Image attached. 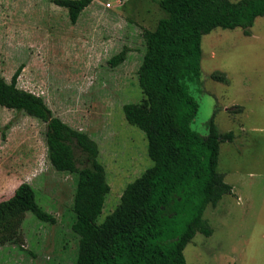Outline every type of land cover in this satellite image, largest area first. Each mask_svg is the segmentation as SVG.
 I'll return each instance as SVG.
<instances>
[{
    "label": "rangeland",
    "instance_id": "obj_1",
    "mask_svg": "<svg viewBox=\"0 0 264 264\" xmlns=\"http://www.w3.org/2000/svg\"><path fill=\"white\" fill-rule=\"evenodd\" d=\"M165 16L159 0H92L72 23L53 0H0V74L9 81L21 67L18 87L43 97L55 116L97 142L110 185L98 222L152 164L144 132L126 121L122 106L142 97V30ZM250 30L247 36L217 27L203 35L200 83H189L198 102L192 129L205 135L215 112L219 131L233 138L220 143L217 165L232 193L204 210L213 232L194 235L183 251L187 264H264V15ZM123 46L126 59L111 67L108 60ZM214 71L229 82L212 79ZM44 129L42 121L0 106V179H8L0 193L5 198L27 182L56 219L49 224L25 213L23 241L0 247V264H71L76 257L75 182L51 166Z\"/></svg>",
    "mask_w": 264,
    "mask_h": 264
},
{
    "label": "trees",
    "instance_id": "obj_2",
    "mask_svg": "<svg viewBox=\"0 0 264 264\" xmlns=\"http://www.w3.org/2000/svg\"><path fill=\"white\" fill-rule=\"evenodd\" d=\"M91 1L53 0L67 8L72 23ZM159 6L166 16L141 33L145 51L136 75L142 97L122 106L126 121L144 132L152 164L126 185L101 222L97 218L110 185L97 142L55 116L43 97L18 87L21 67L9 81L0 74V106L42 121L51 166L73 175L71 231L77 252L71 264H187L183 251L194 235L213 232L204 210L232 193L217 165L220 143L231 140L233 133L219 131L215 112L205 135L192 129L198 102L189 83H200L202 36L217 27H238L250 35L255 19L264 15V0H159ZM128 50L123 46L108 64L122 63ZM210 77L229 82L221 71ZM27 212L41 222H56L37 203L33 186L22 182L0 200V247L22 243Z\"/></svg>",
    "mask_w": 264,
    "mask_h": 264
},
{
    "label": "crops",
    "instance_id": "obj_3",
    "mask_svg": "<svg viewBox=\"0 0 264 264\" xmlns=\"http://www.w3.org/2000/svg\"><path fill=\"white\" fill-rule=\"evenodd\" d=\"M0 180H1L0 188H2L3 184L7 183L8 179L5 176H1ZM13 191L11 193H8V195H6L5 198H3V194L0 193V200L9 198L13 194Z\"/></svg>",
    "mask_w": 264,
    "mask_h": 264
}]
</instances>
